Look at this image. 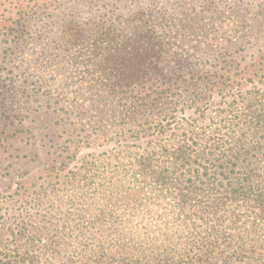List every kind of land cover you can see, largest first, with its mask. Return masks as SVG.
Masks as SVG:
<instances>
[{"label":"trees","instance_id":"1","mask_svg":"<svg viewBox=\"0 0 264 264\" xmlns=\"http://www.w3.org/2000/svg\"><path fill=\"white\" fill-rule=\"evenodd\" d=\"M125 1V13L101 24L82 25L64 17L43 23V32L33 34L22 25L21 35L10 41L0 59L1 65L16 67L15 60L33 42L42 46L47 68L54 55L77 69L88 66L85 74L93 77L94 90L105 95L106 103L140 116L125 115L119 122L135 120L142 127L133 135L113 137H118L117 151L123 155L118 168L123 180L82 178L72 184L77 192L87 187L92 200L88 207L97 208L85 223L79 224L70 207L66 213L43 216L40 222L49 224L43 230L54 233L48 240L39 227L17 222L11 245L2 244L0 264H264V144L257 139L264 134V115H214L202 124L192 117L182 127L170 105L184 97L201 100L217 79L198 66L194 55L174 49L171 20L184 18L191 3L145 0L143 6V0ZM174 6L181 10L174 11ZM24 76L22 82L17 77L4 83L0 74L4 153L19 136L17 131L10 135L15 117L9 115H29L31 103L54 114L79 109L63 107L64 94L52 101L51 90L44 91L45 77L33 72ZM80 82L87 81L81 77ZM75 96L73 103L83 95ZM112 111L118 112L115 106ZM142 115H148L143 122ZM151 115L167 118L150 125ZM72 241L79 250L65 251L67 259L55 263Z\"/></svg>","mask_w":264,"mask_h":264},{"label":"rangeland","instance_id":"2","mask_svg":"<svg viewBox=\"0 0 264 264\" xmlns=\"http://www.w3.org/2000/svg\"><path fill=\"white\" fill-rule=\"evenodd\" d=\"M189 1L184 18L171 20L174 21L171 34L174 49L183 55H194L198 66L213 72L217 79L212 91L201 100L184 97L177 105H170L177 111L172 114L182 127L192 117L202 124L214 115H264V0ZM125 3V0H0V59L5 56L10 41L21 35L22 25L33 34L43 32V23L65 21L64 17L82 25L101 24L110 16L116 18L125 13L122 10ZM171 9L181 10L178 6ZM192 9L196 10L192 12ZM197 11L199 16H192ZM179 28L182 30L176 32ZM42 50L41 45L30 42L29 48L15 60L17 63L13 62L16 67L0 64L2 81L22 77L17 80L22 82L24 73L33 72L47 79L44 91L51 90L52 101L64 94L67 105L62 106L69 108L72 104L74 109H79L54 114L31 103L29 115H9L15 117L14 124H10L13 129L10 135L15 136L17 131L19 136L14 149L8 153L0 149V251L2 244L11 245V232L17 222L39 227L43 238L48 240L54 233L43 230L49 227L47 222H40L43 216L59 215L61 210L66 213L70 207L79 224L85 223L86 217L93 215L97 208L90 211L88 207L92 200L87 187L84 192H77L72 184L82 178L99 183L111 178L123 180L124 173L118 169L123 157L117 151L118 137L133 135L142 129L139 121L119 122L125 115L140 116L131 111L127 113V109L122 111L119 105L110 106L112 101L106 103L105 95L94 90L93 77L85 74L88 66L77 69L54 55L53 63L47 68L40 55ZM81 77H85L86 84L80 82ZM75 95L83 96L73 103ZM114 106L118 112L112 111ZM166 114L170 113L166 111ZM167 116L151 115L149 123L155 125ZM147 117L142 115L140 119L143 122ZM114 119L117 122L113 124ZM115 135L119 136L113 138ZM257 139L264 144L263 133ZM127 141L135 145L132 139ZM77 245L72 241L68 250L61 252L64 258L56 248L59 254L55 263L66 260L70 249L74 250ZM41 252L44 253L43 248Z\"/></svg>","mask_w":264,"mask_h":264}]
</instances>
